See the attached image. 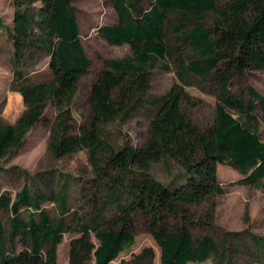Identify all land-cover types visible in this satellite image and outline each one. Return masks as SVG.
Listing matches in <instances>:
<instances>
[{
	"label": "trees",
	"instance_id": "trees-1",
	"mask_svg": "<svg viewBox=\"0 0 264 264\" xmlns=\"http://www.w3.org/2000/svg\"><path fill=\"white\" fill-rule=\"evenodd\" d=\"M112 3L118 21L100 30L113 45L128 43L131 53L104 61L88 97L91 116L81 124L75 122L73 104L91 60L73 0H14L12 24L4 25L0 17V28L6 26L14 46L12 88L26 102L14 123L0 115V160L18 154L52 104L57 113L48 150L62 157L86 149L94 172L88 180L93 191L84 194L91 199L90 207L79 213L68 206V180L55 191L49 180L40 185L36 174L15 166L27 179L15 196L0 185V210L10 212L8 228L0 219V264H57L66 231L80 233L72 242L71 264H84L91 255L96 264H111L135 243L140 220L159 245L161 264H202L214 255L224 262L229 232L218 243L209 234L195 238L191 231L195 224L214 222V203L198 221L192 206L224 192L219 163L238 169L240 183L264 182V140L253 126L257 106L264 111V95L252 85L240 94L231 88L246 71L264 70V0ZM209 14L208 22L204 16ZM169 30L192 49L190 59L180 46L167 42ZM35 52L50 57L43 80H32L26 67L28 55ZM174 56L179 82L160 97L149 96L150 70ZM194 78L215 85V118L204 129L182 107L184 100L192 101L186 86L194 84ZM142 106L150 118L145 143L135 146L126 139L115 146L105 125L125 120ZM156 164L169 171L177 167L179 173L165 183L153 173ZM46 201L58 203V217L52 218L43 207ZM155 256L154 248L147 246L122 264H156Z\"/></svg>",
	"mask_w": 264,
	"mask_h": 264
},
{
	"label": "rangeland",
	"instance_id": "rangeland-1",
	"mask_svg": "<svg viewBox=\"0 0 264 264\" xmlns=\"http://www.w3.org/2000/svg\"><path fill=\"white\" fill-rule=\"evenodd\" d=\"M73 3L77 9L82 42L91 60L90 67L79 81L78 92L73 104L75 122L81 124L89 120L91 116L88 97L92 84L105 67L104 61L129 55L131 47L128 43L123 45L109 43L100 30L101 27L118 21V14L112 0H73ZM14 12V0H0V17L4 25L12 24ZM204 20L209 22L211 15H205ZM6 26L0 28V115L5 122L14 123L25 110L26 102L21 93L12 88L14 46L7 34ZM166 39L170 45L180 46L187 59L193 56L189 45L179 40V36L173 31H167ZM49 60L50 57L45 52L28 55L26 67L30 71L29 76L32 80H43L48 76ZM178 65L177 56H174L168 63L159 62L155 68L150 70L149 96L160 97L175 82H179L176 72ZM247 85L254 86L264 95V70H248L243 77L231 82V88L238 94ZM186 89L192 101L184 100L183 109L200 128L210 127L216 113L214 81L202 83L198 78H194V84L186 86ZM56 113L57 108L50 104L43 118L28 132L25 144L18 154L0 160V185L2 190L8 191L13 196L22 189L27 178L21 171L14 169L15 166L36 174L35 179L40 185L44 183V179L49 180L55 191H58L61 184L68 180L70 211L79 210V213H83L90 207L91 199L84 194L87 191H93L88 180L94 176V172L88 161L86 149L62 157H55L48 150V139ZM256 114L258 120L253 126L264 140V111L260 106H257ZM149 121L148 111L142 106L125 120L117 119L106 124L105 131L115 146L123 145L126 139L135 146H142L147 138ZM217 168L218 179L224 186V192L192 206L196 221H198L202 214L210 212L211 202H213L214 222L195 224L191 227V231L195 238L209 234L218 243L221 237L229 232L225 252L227 258L223 262L214 255L210 262L202 264H214L216 261L220 264H253L255 262L261 264L264 261V182L260 185L243 184L239 182L243 175L238 169L221 163L217 165ZM153 173L156 178L170 183L179 173V169L175 167L169 171L163 164H156ZM43 207L52 218L60 214V207L54 201L43 202ZM27 214L24 209L23 215L27 216ZM0 219L8 228L10 212L0 210ZM79 236L80 233L76 231L64 233L58 245L57 264H71L72 242ZM91 239L98 243L93 232H91ZM147 246L154 248L155 263L161 264L159 245L148 231L145 222L140 220L136 225L135 243L123 250L111 264L131 262L133 255L140 253ZM84 264H96L94 255L88 257Z\"/></svg>",
	"mask_w": 264,
	"mask_h": 264
}]
</instances>
